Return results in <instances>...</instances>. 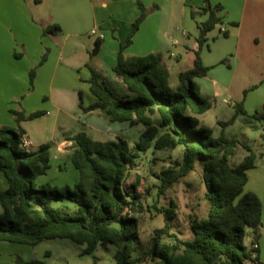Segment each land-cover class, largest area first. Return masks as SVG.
<instances>
[{
	"label": "trees",
	"instance_id": "trees-1",
	"mask_svg": "<svg viewBox=\"0 0 264 264\" xmlns=\"http://www.w3.org/2000/svg\"><path fill=\"white\" fill-rule=\"evenodd\" d=\"M202 11L208 14L199 26L197 49L192 51L190 69L180 72L177 85L171 86L169 72L160 54L124 57L120 53L112 71L125 86L128 95L113 92L105 80L88 67L87 81L95 103L82 108L85 113L99 111L108 123L141 125L143 130L132 146L120 137L104 142L94 141L85 134L68 137L71 142L69 161L78 172L79 180L70 188L58 189L48 184L36 186L37 178L49 170L50 144L40 145L34 152L19 149L23 131L0 128V174L7 188L0 191V243L35 247L43 240L66 239L84 246L81 255H90L100 244L114 247L115 264H261L258 260V240L261 229V201L252 192H244L246 173L256 168L259 155L235 139L212 138L210 129L200 123V116L210 104L194 82L207 75L200 50L207 34L221 23L220 6L211 7L204 0ZM134 23V30L144 18L143 9ZM59 31L48 26L43 35ZM226 37V33H223ZM130 39L126 41V46ZM99 40L90 52H97ZM17 125L44 115L11 111ZM243 103L234 105V117L244 115ZM253 119L264 123V112L254 113ZM231 121L219 123L229 125ZM264 145V134L260 135ZM181 148L180 161L161 167L150 174L156 179V198L171 189L194 170L198 161L203 167V183L211 207L206 220L191 222V237L182 240L170 233L176 217V206L152 209L163 215L164 225L155 230L144 249L139 237V216L144 208L139 202L136 184L127 188L125 180L134 160L148 151L172 152ZM238 147L245 155L237 164L229 159ZM155 159L151 162L154 163ZM68 201L76 206L69 215L66 207H52L53 202ZM251 236L249 246L243 241ZM173 238L172 244H160V237ZM15 264H44L16 257Z\"/></svg>",
	"mask_w": 264,
	"mask_h": 264
},
{
	"label": "rangeland",
	"instance_id": "rangeland-1",
	"mask_svg": "<svg viewBox=\"0 0 264 264\" xmlns=\"http://www.w3.org/2000/svg\"><path fill=\"white\" fill-rule=\"evenodd\" d=\"M19 1L22 4L32 2V0H0V4L7 7H15L14 2ZM156 1L162 5L159 13L158 11H150L144 7L140 0H136V5L140 11L138 18L142 13L141 7L144 18L140 24L144 20L146 21L142 30V33L144 32L146 35L152 34L158 27V23L160 24L161 21L168 20L166 32L172 40L168 45L169 51L168 53H163V58L173 79L176 75L171 70V64L174 63L178 56H181L185 60L190 52L192 53L193 50H196L194 49V45L198 35H192L196 29L193 22H190V14H201V8L205 4L200 2L198 8H194L191 2L185 5L181 0ZM50 2L51 0H47V4H50ZM208 2L211 7L218 6L217 3L212 5L210 0ZM221 2L223 6L221 13L223 25L215 26L213 31L207 34L206 44L200 50L202 65L209 68V71L205 77L194 80L198 86L199 94L210 104V109L200 117V123L203 127L211 130L212 138L235 139L243 145L250 147L254 152H257L258 145H263L260 135L264 134V123L253 119L252 116L256 112H264V45L263 42H260V45L257 46L250 40H247L242 47L245 48V55L239 54V46L237 48V41L234 36L231 35L224 38L219 33L222 28L231 31L225 15L228 12L230 15L234 14L238 0H221ZM9 7L4 9L0 14V18L3 17L0 23V37L3 38L7 35L2 28L10 23L9 19L11 13H13V9ZM184 8L187 12L186 18L183 17ZM187 25L190 27L189 30ZM23 28L26 32L27 27L22 22L21 29ZM187 31L191 35L189 38L183 35ZM80 32H83V30ZM48 39L50 37L43 36L42 34L41 42H35L40 49L35 56L31 55V60L34 61L32 63L27 58L23 60H20L21 57L16 58L15 54L17 53L14 52L10 54L11 60L2 58V66L10 72L11 78H16L15 87L12 88V92L16 94L17 101L9 104V111H6L7 114H5L6 117H3L4 115L0 117V128L8 127L15 132H18V126L27 128L32 135L29 138L32 148L28 152L36 150L41 142L50 144L49 170L44 176L36 179V186L48 184L58 189L63 186L73 188L79 180V174L71 166L69 154L61 155L58 152L53 143L54 139L62 136V133L72 136L83 133L90 139L100 142L114 140L117 136L132 146L138 141L143 127L138 125L124 128L120 132V124H112L115 125L113 127L119 128L117 135H115L107 129V127L112 126L111 124L106 122V127H98L92 123L95 121V115L92 116L93 119H89L88 116L82 114L79 110L70 115V117L65 111L60 112L58 116L55 111L49 112L43 117L17 125L11 111H19L21 105L27 106L35 112H39L42 109L45 110L49 96V78L53 75L52 64L55 61L54 56L57 54V49L61 45L78 46L79 54L66 52L63 57V64L65 65L61 67L58 73L61 70L65 71L66 66L70 62L76 60L80 54L84 53L83 50L88 51L89 54L91 52V47L87 44L88 37H81L80 39L78 37L70 38L66 37V34L60 33L53 42L55 47L50 44ZM173 40L175 44H173ZM45 44L50 46L45 47ZM170 54H172L171 57ZM74 55L75 57H73ZM106 85L116 94L122 95L116 85L107 82ZM172 86L174 87L175 85ZM82 97L83 104H89L91 96L88 89L83 91ZM240 102L243 103L245 114L233 118L234 105ZM227 103H230V105ZM60 107L63 109L67 108L63 105H60ZM99 118H101L100 121H105L102 117L99 116ZM231 119L232 122L227 126L219 124L229 122ZM238 148L236 155L229 159L231 164H237L246 154L241 147ZM180 158V147L172 152L152 153V151H148L145 154H140L134 160V166L128 172L124 184L127 188L135 185L137 177L139 178L138 184H136V191L133 189L132 191L140 195L139 202L145 209L139 216V237L144 249L147 247L149 238L153 236L154 231L161 229L164 225L163 215L157 214L152 209L155 201L156 207L159 208L167 207L170 201L175 204L176 217L171 222L170 233L182 240L190 239V227L193 220L201 222L208 217L211 202L206 197L207 191L203 183V167L198 161L195 162L194 170L191 173L181 178L178 183L160 195L158 199L156 198L155 185L157 181L150 173L158 171L161 167L172 165L173 161H180ZM152 159H155L154 163L151 162ZM58 166H61V171H58ZM262 181L254 184L256 186L254 190L259 194H264V180ZM251 185L252 183L250 187H252ZM246 191L247 188L244 189V192ZM260 198L263 200V197ZM52 207H66V213L69 215L76 211V206L68 201L53 202ZM261 236V242H258L260 246L258 260L261 264H264V225L263 229L261 226ZM159 241L161 245L172 244L173 238L161 236ZM243 243L249 246L250 240L248 237H245ZM83 249L84 246L77 245L66 239L43 240L35 247L2 242L0 243V264H15L14 260L16 257H20L25 261L36 260L44 264H115L112 259L114 247L111 244L104 246L99 244L90 255H81Z\"/></svg>",
	"mask_w": 264,
	"mask_h": 264
},
{
	"label": "crops",
	"instance_id": "crops-1",
	"mask_svg": "<svg viewBox=\"0 0 264 264\" xmlns=\"http://www.w3.org/2000/svg\"><path fill=\"white\" fill-rule=\"evenodd\" d=\"M140 1L144 7L148 8L150 11H158V13L161 11L162 5L156 0ZM181 1L185 5L188 2H191V5H193L194 8H198L200 2L204 3V0ZM210 1L212 5L217 3L218 6L221 7L219 13L221 23L218 25H223V17L221 16L223 6L221 0ZM14 4L15 7L8 6L13 9V13H11L9 19L10 23L2 28L7 36L4 38L0 37V117L2 115H4L3 117H6L5 114H7L6 111H9V104L17 101L16 94L12 92V88L15 87L16 78H11L10 72L2 66V58L5 60H11L10 54L14 52L17 53L15 54L17 56L16 58L21 57L20 60L27 58L30 63L34 62L31 60V55L35 56L36 53H38L40 47L36 43H38V41L41 42L42 32L48 26L56 25L59 28V31L55 34L45 35L50 37L48 41L53 47H55L53 42L60 33L66 34V37L70 38L78 37L80 39L81 37H88L87 44L91 47V50L94 47L95 41L99 40V46L97 52L93 55H90L88 51L83 50L84 53H82V55L80 54L76 60L70 62V64L66 66L65 71L61 70L59 73L58 71L63 65H65L63 64L64 54L66 52H72V54L75 53L77 55L79 54V47L68 46V44H65L57 49L56 55L53 53V55H55V61L52 64L53 75L49 78L48 103L45 106V110L42 109L39 111L44 113L43 116L54 111L58 116L60 112L65 111L70 117V115L79 110L82 114L88 116L89 119H93L92 116L95 115V121L93 120L94 122L92 123L96 124L98 127H106V121H100L101 118H99V111L85 113L82 110V108H86L95 103V98L90 94L87 84L90 77L88 67L97 72L107 83L116 85L122 95H128L125 86L115 77L112 71L117 62L120 48L122 46H124V48L121 50V54L124 57L160 54L162 56L163 64L169 72L171 86L177 85V76L180 72L188 70L192 66L193 55L191 52L187 55V59L185 60H183L181 56H178L170 66L171 70L174 71L176 75L173 79L171 78V72L166 66L163 58V53H168V45L172 40L166 32L168 20L161 21L160 24L158 23V27L152 32V34L146 35L144 32L142 33L143 25L146 23L145 20L135 31L134 21L138 18L140 13L136 5V0H51L50 4H47V0H32L30 3L25 2L22 4V2L19 1L14 2ZM8 7L0 4V14ZM140 10H142L141 7ZM183 12V17L186 18L187 12L185 8L183 9ZM225 16L226 21L231 27V31L222 28L223 31L221 32L220 30L219 33H221L222 36L223 33H226L227 36H223L224 38L231 35L234 36L237 41V48L239 46V54L245 55V48L242 47L247 40H250L257 46L260 45V42H263L264 45V0H238L236 8L234 9V14L230 15L228 12ZM207 17L208 14L203 11L201 14H190V22H193L196 29L192 34L193 36L199 35V26L206 21ZM2 20L3 17L0 18V23ZM22 22L25 27H27L26 32L24 28L21 29ZM187 27L189 30L190 27L188 25ZM82 30L83 32H80ZM30 34L33 36L32 38ZM183 35L187 38L191 36L188 31ZM128 39H130V44L126 46V41ZM173 44H175L174 40ZM48 46L50 45L45 44V47ZM194 49H197V42H195ZM171 56L172 54H170V57ZM73 57H75V55ZM56 75H58L57 78ZM87 89L91 96V100L89 104L84 105L82 95L83 91H86ZM60 105L67 108L63 109ZM20 108L21 109L17 112H23L25 115L35 112L24 105H21ZM13 119L15 121V116H13ZM24 122L26 121L21 123ZM113 124H120V132H122L124 128H130L127 123ZM85 125L87 124L85 123ZM113 126L115 125L109 126L107 129L117 135L119 128ZM19 128L23 131V135L28 139L32 137L27 128L23 126H19ZM71 136L72 135L67 133H62V136L53 140V143L61 155L69 154L71 142L68 141L67 138ZM42 144H45V142H41L40 145ZM36 150H32V152ZM255 154L259 155L256 159V168L246 173L247 183L244 189L247 188L246 192L254 193L261 201V226L263 229L264 194L256 192L254 190L256 187L254 184L257 182H263L262 180H264V145H258V150L257 152L255 151ZM58 171H61V166H58ZM259 178L261 181L258 180ZM251 183L252 187H250ZM6 188L7 184L5 179L0 174V191L5 190ZM260 197H263V200ZM247 237L251 241V236L248 235ZM261 239L262 236L260 229V238L258 242H261ZM258 242L259 250L260 246Z\"/></svg>",
	"mask_w": 264,
	"mask_h": 264
},
{
	"label": "built area",
	"instance_id": "built-area-1",
	"mask_svg": "<svg viewBox=\"0 0 264 264\" xmlns=\"http://www.w3.org/2000/svg\"><path fill=\"white\" fill-rule=\"evenodd\" d=\"M222 31L223 30H221V32ZM92 34H93V32H92ZM227 104L230 105V103H227ZM18 147L21 151L28 152V150H30L32 148V144H31V141L25 135H22V137L19 140V146Z\"/></svg>",
	"mask_w": 264,
	"mask_h": 264
}]
</instances>
